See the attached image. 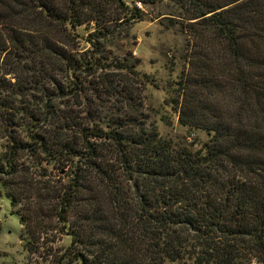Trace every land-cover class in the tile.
<instances>
[{"label":"trees","instance_id":"1","mask_svg":"<svg viewBox=\"0 0 264 264\" xmlns=\"http://www.w3.org/2000/svg\"><path fill=\"white\" fill-rule=\"evenodd\" d=\"M136 1L160 0H0V185L26 224L61 221L64 264H264V0H180L197 149L147 126L136 65L104 54Z\"/></svg>","mask_w":264,"mask_h":264},{"label":"rangeland","instance_id":"2","mask_svg":"<svg viewBox=\"0 0 264 264\" xmlns=\"http://www.w3.org/2000/svg\"><path fill=\"white\" fill-rule=\"evenodd\" d=\"M126 1L133 3L135 0ZM136 4L143 11L142 19L119 24L111 39L104 43V54L136 65L143 82L140 84V110L148 116L147 126L156 127L163 138L172 139L176 144L200 148L209 135L202 129L183 125L173 101L178 98L177 82L188 70L187 59L193 43L191 35L184 30V24L188 22L184 17L185 9L180 0L147 4L136 1ZM78 44L80 51L89 47L85 40ZM100 71L96 70L93 79L98 80ZM127 76L132 75L127 73ZM135 79L139 81L137 77ZM104 98L112 107L118 100ZM104 109L103 114L108 108ZM5 140L0 139V142L4 144ZM46 173L45 179L50 178L56 184L65 181L64 172L53 166H49ZM8 193L9 187L0 185V264H64L66 259L62 258L70 236L64 233L61 221L45 217L36 224H26L20 214L15 213L27 211L26 198L13 207ZM28 194L29 202L34 205V193ZM35 231L39 238L34 235Z\"/></svg>","mask_w":264,"mask_h":264}]
</instances>
